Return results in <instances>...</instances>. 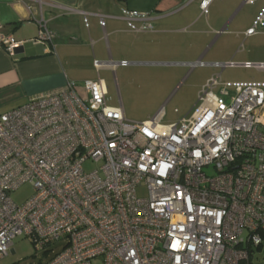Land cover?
<instances>
[{"label":"built area","instance_id":"1","mask_svg":"<svg viewBox=\"0 0 264 264\" xmlns=\"http://www.w3.org/2000/svg\"><path fill=\"white\" fill-rule=\"evenodd\" d=\"M20 1L39 24L28 41L52 44L45 0ZM197 1L207 14L215 0ZM123 16L146 20L130 22L135 31L153 28L148 13ZM258 27L264 12L246 35ZM1 42L13 52L24 41L1 34ZM219 77L203 87L200 106L170 124L164 106L128 121L100 78L0 114V261L25 235L53 252L47 264H253L264 244V85ZM24 185L33 194L20 205L12 193Z\"/></svg>","mask_w":264,"mask_h":264},{"label":"crops","instance_id":"2","mask_svg":"<svg viewBox=\"0 0 264 264\" xmlns=\"http://www.w3.org/2000/svg\"><path fill=\"white\" fill-rule=\"evenodd\" d=\"M45 2L44 18L55 32L52 44L28 41L38 34L39 24L32 19L27 2L0 0V114L35 96L62 88L69 81L82 87L87 81L96 80L89 76L91 70H114L124 66L121 62L181 69L189 66L192 73L191 65L201 60L202 67L208 69L203 87L217 75L225 84L264 85V69L245 67L246 63L264 64V27L246 35L247 29L264 12V0L248 5H243L244 0H215L207 14L202 12L197 0ZM123 10L148 13L152 30L135 31L130 22L139 28L146 20L129 21ZM102 19L105 26L101 25ZM1 34H10L24 42L8 52ZM96 60L101 63L100 68L95 66ZM230 62L235 65L220 66ZM236 67L254 70L255 79L222 82L224 70Z\"/></svg>","mask_w":264,"mask_h":264},{"label":"rangeland","instance_id":"3","mask_svg":"<svg viewBox=\"0 0 264 264\" xmlns=\"http://www.w3.org/2000/svg\"><path fill=\"white\" fill-rule=\"evenodd\" d=\"M207 67H197L189 73L190 67L165 65H126L114 70L102 68L91 70L89 76L98 79L100 76L106 84L107 101L111 106L123 104L127 120L145 122L152 118L164 106L163 124L178 122L201 105L198 94L202 90L204 79L208 76ZM255 71L240 67L224 70L222 82H239L255 79ZM168 96L165 98V93ZM215 93L219 89L214 90ZM171 96L169 100L168 97ZM165 98V99H164ZM176 109L178 112H176ZM33 194L30 185H24L12 193L13 200L18 204L25 203ZM139 194H145L144 189ZM53 252L38 250L33 240L27 236L15 239L10 253L0 264H47ZM253 264H264V244L256 250Z\"/></svg>","mask_w":264,"mask_h":264}]
</instances>
